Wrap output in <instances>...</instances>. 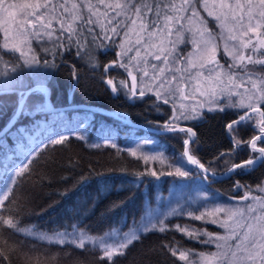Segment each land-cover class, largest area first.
<instances>
[{
	"label": "snow or ice",
	"instance_id": "snow-or-ice-1",
	"mask_svg": "<svg viewBox=\"0 0 264 264\" xmlns=\"http://www.w3.org/2000/svg\"><path fill=\"white\" fill-rule=\"evenodd\" d=\"M187 45L192 46L191 50ZM73 50L93 70L101 67V54L114 51V59L103 65L101 73L104 83L112 86L113 94L123 91L129 100L151 94L157 111L161 104L171 108L170 118L161 127L166 132L186 134L184 151L179 159L168 162L167 168L152 171L153 177L190 176L185 158L187 164L200 169L206 181L218 175L214 167L217 161L223 160L224 168L219 174L226 178L246 174L264 164V146H258V142L264 145V0H0V94L17 97L5 133L21 116L34 117L48 111L47 73L35 87H29L25 69L32 75H36L37 68L55 70L57 57ZM113 69L126 73L131 85L126 79L117 81L110 76ZM72 76L79 79L75 67ZM33 95L42 99L30 105L29 97ZM189 101L192 103H186ZM229 110L235 117L226 124L232 147L205 165L195 154L198 149L190 147L196 144V133L180 122L203 119L205 111ZM41 127L39 122L34 124L38 132ZM241 129L251 131V139L243 140ZM72 136L84 139L75 130L53 131L42 145L27 153L25 162L5 171L6 180H0V237L19 234L32 238V247L27 251L5 240L0 246L4 260L9 259L6 253L19 251L24 264H55L57 256L44 247L47 244L72 245L82 251L90 247L99 251L100 261L117 264V258L126 256L143 235L175 230L215 248L195 251L182 247L179 241L161 245L162 250L183 264H264V182L255 189L236 182L237 190L245 189L239 198L243 204H203V210L179 205L162 218L149 219L122 234L113 229L104 236H92L76 224L71 231L51 233L23 225L19 215L23 205L10 196L20 178L26 179L25 173L30 174V165L43 148L63 145ZM245 147L251 148L253 154L235 162L234 157ZM158 158L161 162L167 159L162 152L143 157L145 161ZM88 179L82 177L79 184H86ZM108 194L98 190L97 199ZM116 206L114 203L109 210ZM170 217L211 223L223 232L213 233L190 224L170 226ZM5 229L9 231L5 233Z\"/></svg>",
	"mask_w": 264,
	"mask_h": 264
},
{
	"label": "trees",
	"instance_id": "trees-1",
	"mask_svg": "<svg viewBox=\"0 0 264 264\" xmlns=\"http://www.w3.org/2000/svg\"><path fill=\"white\" fill-rule=\"evenodd\" d=\"M114 57V51L101 54L99 56L101 67L93 70L86 60L77 58L73 50L57 57L58 67L55 70L37 68L36 75H32L25 69V80L30 86L36 84L37 80L47 73L45 85L49 90L48 99L52 106L91 104L111 109L121 116L127 115L135 122L161 127L172 114L168 105L161 104L160 111H157L154 107L155 97L151 94L133 100L127 99L123 91L114 95L112 86L101 79L103 65ZM73 67L77 70L78 80L73 79ZM110 76L116 77L117 81L126 79L128 82L127 74L122 70L113 69ZM39 99L42 97L30 96L28 103L32 105ZM16 100L15 95L0 94V126L14 110ZM234 118L231 110L226 113L205 111L203 119L180 122L191 127L196 133L194 137L196 144H190V147L198 149L195 154L205 165L221 151H228L232 147L226 124ZM36 122L42 126L39 132L34 128ZM72 130L82 134L84 139L72 136L63 145L43 148L30 165V174L25 173L26 179L20 178L19 186L10 196V199H15L18 204L23 205V210L19 214L23 225L31 224L35 228L53 232L69 229L76 224L93 235H100L113 228L123 229L132 218L141 217L146 206L153 203L154 194L162 192L174 179V175H161L159 179L153 177L147 172L145 162L128 155L124 150L117 149L120 144H127L130 141L128 133L137 129L90 108L58 109L36 114L34 117L21 116L7 133L0 136V144L10 145L21 136L28 137L26 134L29 133L31 139L42 145L40 139L45 140L53 131L70 133ZM143 132L152 134L149 131ZM239 135L243 140H248L253 133L241 129ZM107 138H112L118 146L100 142ZM184 138L185 133H163L158 136L159 140L149 147L161 146L169 158H180ZM250 154H253L252 150L245 147L234 160L241 161ZM17 160L21 161L22 158L17 156ZM214 167L217 173H220L224 168L223 160L217 161ZM190 170L203 176L196 168L190 167ZM84 176L89 177L88 182L80 185L79 181ZM263 177L264 164H261L246 174L236 173L231 178H213L204 180V183L211 192L217 194L218 199L236 201L244 196L245 191L244 188L237 190L234 187L237 181L244 186L252 187ZM98 190H105L109 194L97 199ZM65 192L67 195H63ZM7 203L5 201V204ZM114 203L118 206L114 210H109ZM184 221L187 222L186 219ZM8 231L5 229V233ZM5 240L22 251L32 247L31 237L19 234L5 235L0 237V246H3ZM175 241H179L184 248H202V244L175 230L166 233L151 232L143 235L140 241L130 247L126 256L118 257L117 264H183L161 248L162 244ZM44 247L56 254L55 264H106L105 261L98 259L99 252L91 250L90 247L87 251L76 249L72 245L61 247L45 244ZM6 254L9 255V259L4 260L0 257L2 264H24L19 251Z\"/></svg>",
	"mask_w": 264,
	"mask_h": 264
},
{
	"label": "rangeland",
	"instance_id": "rangeland-1",
	"mask_svg": "<svg viewBox=\"0 0 264 264\" xmlns=\"http://www.w3.org/2000/svg\"><path fill=\"white\" fill-rule=\"evenodd\" d=\"M191 47L192 46L190 45L188 49L191 50ZM128 83L129 85H131V78L129 77H128ZM186 103H192V102L189 101ZM154 139L155 138H153V136L137 137V138L131 139L127 144H124V145L120 144L119 146L115 144L112 138L103 139L100 142L105 145H112L114 147L118 146L117 149L124 150L128 155L141 159V161L145 162L147 165V169H146L147 172L151 173L152 171L159 172L162 169L167 168L168 162L179 159V157H176L175 159H172L171 157L169 158V155L165 154L162 151L160 146H157L155 148L148 147L149 145H151ZM146 141H149V143H146ZM161 152L167 158L164 162H161L159 158L155 160L148 159L147 161L143 159L144 156H148V157L158 156L159 153ZM132 153H135V155H133ZM11 168L12 167L5 168L4 165L3 166L0 165V178L2 180L7 179L4 173L5 171L11 170ZM170 170L174 171V168ZM191 173L192 174L188 177L173 176L174 179L165 187V189L162 192H159V193L156 192L154 194L153 203H151L150 205L148 204L146 206L141 217H139L138 219L132 218L128 226L123 229H117V228H113V229L118 230L121 234L123 232H128L131 228H133L134 225L143 224L147 222L149 219H154L157 217L162 218L163 215L168 214L171 211V209L176 208L179 205H183L185 209L200 208L201 210H203L201 207V205L203 204H206L208 207H211L213 204H216V203H221V204H236V203L243 204L245 203L240 200L225 201V200L218 199L217 194L211 192V189L208 188L207 184L204 183V180L202 179V176L199 173L197 172H191ZM262 182H264V177L259 181V183L253 185L251 188L255 189L256 186L258 184H261ZM244 194H245V191H244ZM205 196L209 198L207 201L203 199ZM249 202L255 203L254 201H249ZM185 219L187 220V222L184 221ZM167 223L170 226L176 223L190 224L194 228H206L207 231L213 232V233L223 232V229L218 228L214 224H211V223L204 224L203 221L189 220L186 217H175V219H172V217H170ZM26 225H31V224H26ZM36 229L42 232H47L39 228H36ZM113 229L107 230L100 235H93L90 233L89 234L92 236H104L106 233L112 232ZM66 230L71 231L72 227ZM62 231H65V230H62ZM209 246L202 245L201 246L202 248L193 249V250L195 251H214L215 250L214 246L212 245H209Z\"/></svg>",
	"mask_w": 264,
	"mask_h": 264
},
{
	"label": "water",
	"instance_id": "water-1",
	"mask_svg": "<svg viewBox=\"0 0 264 264\" xmlns=\"http://www.w3.org/2000/svg\"><path fill=\"white\" fill-rule=\"evenodd\" d=\"M30 87H35V85H32V86H30ZM46 95H47V98H48V90H47V93H46ZM83 104H80V106H82ZM77 106H79V105H77ZM91 107H93V108H96V109H98L99 111H101V112H103V113H105V114H111V115H113L109 110H107V109H104V108H100V107H96V106H91ZM13 114V113H12ZM12 116V115H11ZM10 116V117H11ZM9 117V118H10ZM125 121H128L127 119H124ZM8 121H9V119L4 123V125L0 128V133H2L3 132V130L5 129V127H6V125L8 124ZM183 127H188V126H186V125H183ZM145 128H148V127H145ZM148 129H152V128H148ZM152 130H155V131H157V132H163L164 130H158V129H152ZM183 151H184V144H183ZM183 153V152H182ZM185 160H186V158H185ZM187 161V160H186ZM239 163V162H238ZM192 166H194V165H192ZM216 177H223V175H217Z\"/></svg>",
	"mask_w": 264,
	"mask_h": 264
}]
</instances>
